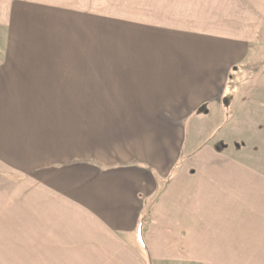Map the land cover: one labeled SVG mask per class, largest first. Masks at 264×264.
<instances>
[{
	"label": "crops",
	"instance_id": "0c3cea01",
	"mask_svg": "<svg viewBox=\"0 0 264 264\" xmlns=\"http://www.w3.org/2000/svg\"><path fill=\"white\" fill-rule=\"evenodd\" d=\"M263 29L264 0H0V262L264 264V169L194 140Z\"/></svg>",
	"mask_w": 264,
	"mask_h": 264
},
{
	"label": "rangeland",
	"instance_id": "374dc122",
	"mask_svg": "<svg viewBox=\"0 0 264 264\" xmlns=\"http://www.w3.org/2000/svg\"><path fill=\"white\" fill-rule=\"evenodd\" d=\"M1 48V41H0ZM225 92L229 94L223 99V107L220 108V114L217 116L216 124H212L209 127L206 122L198 133V137L194 136V140L199 139L203 142L207 141V132L203 134V130L210 131L213 133V128H218L219 132L221 127L222 131L209 138L213 146L218 149L225 148V152L231 156H240L247 159L249 162L264 169V29L260 32L258 43L252 46L247 54L246 59L241 63L239 67L234 68L227 81ZM202 120V119H201ZM73 127L78 129L80 125V119L75 117L72 119ZM203 136V137H202ZM200 137V138H199ZM215 137V138H214ZM193 137L191 138V140ZM204 144V143H202ZM82 161L78 158L73 159L72 168L73 174L76 175L73 178V182L77 181L80 175V165ZM41 174V178H42ZM9 183L14 186V192L18 201L24 200L23 195L31 193V183L27 182H11ZM0 183H4L1 182ZM40 186L37 190H41L40 195L47 188V183L40 182ZM9 185V188L10 186ZM58 194V191H57ZM30 197V196H29ZM58 198V196H57ZM9 196L0 192V207L7 206L9 202ZM59 202V200H57ZM44 205V204H43ZM41 203L40 210L46 211L47 206H43ZM58 206V204H57ZM24 207L28 209L32 207L31 198H27L24 205L22 204L18 210H22ZM46 214L40 212L39 217H45ZM24 220L26 221L29 216L24 214ZM8 257H13L14 254H7ZM27 257L23 252L19 255V258ZM53 256H51L52 258ZM57 259V258H56ZM55 259V260H56ZM0 264H79L78 262H65V261H1Z\"/></svg>",
	"mask_w": 264,
	"mask_h": 264
}]
</instances>
